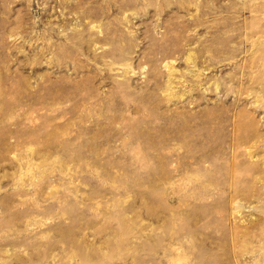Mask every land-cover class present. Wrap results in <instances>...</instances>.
I'll use <instances>...</instances> for the list:
<instances>
[{
    "label": "rangeland",
    "instance_id": "obj_1",
    "mask_svg": "<svg viewBox=\"0 0 264 264\" xmlns=\"http://www.w3.org/2000/svg\"><path fill=\"white\" fill-rule=\"evenodd\" d=\"M0 264H264V0H0Z\"/></svg>",
    "mask_w": 264,
    "mask_h": 264
}]
</instances>
